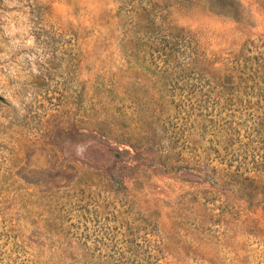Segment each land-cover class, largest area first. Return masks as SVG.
I'll return each instance as SVG.
<instances>
[{
	"label": "rangeland",
	"instance_id": "rangeland-1",
	"mask_svg": "<svg viewBox=\"0 0 264 264\" xmlns=\"http://www.w3.org/2000/svg\"><path fill=\"white\" fill-rule=\"evenodd\" d=\"M0 264H264V0H0Z\"/></svg>",
	"mask_w": 264,
	"mask_h": 264
}]
</instances>
